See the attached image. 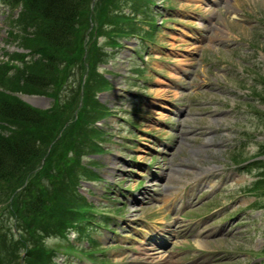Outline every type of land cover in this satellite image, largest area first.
<instances>
[{
	"label": "rangeland",
	"instance_id": "1",
	"mask_svg": "<svg viewBox=\"0 0 264 264\" xmlns=\"http://www.w3.org/2000/svg\"><path fill=\"white\" fill-rule=\"evenodd\" d=\"M26 1L12 8L0 2V138L30 139L45 149V156L35 160V171L28 173V167L22 176L24 187H38L33 190L37 195L40 177L47 179L49 188L42 195L49 196L57 184L55 172L77 181L80 170L66 168L80 152L96 153L91 150L96 136L91 124L98 117L85 115L81 106L99 87L106 89L95 69L113 54L104 49L111 39L105 19L112 23L118 19L115 9L109 8L112 0L102 6L93 0L78 25V45L74 40L71 48L55 52L36 35V23L41 22ZM218 1L222 4L213 3ZM149 9L159 25L153 43L139 37L149 30L140 13L141 21L127 26L137 30V36L121 39L123 47L102 67L114 85L99 96L111 112L100 124L108 133L105 152L96 158L102 179L81 186L99 208L97 214L109 213L106 206L111 201L104 189L124 203L116 206L119 211L112 209L121 215L111 217L117 221L115 234L94 227L88 234L104 241V246L94 247L86 239L70 242L75 240L84 250L104 248L111 264H264V201L252 192L258 180L264 184V166L234 167L264 152V0H153ZM140 46L145 51L141 57ZM16 53L25 55L19 68L13 65ZM133 94L142 96L136 99ZM19 97L31 101L40 120L6 114L22 101ZM166 143L170 150L164 148ZM132 157L144 164L131 163ZM89 160L87 166H94ZM145 164L153 167L149 170ZM160 171L164 181L156 182L154 174ZM199 174L211 185L194 191L168 190V185L185 184ZM1 179L0 234L19 247L27 235L36 234L28 228L17 234L21 242L13 238L17 216L31 204L24 195L18 199L26 189L16 185L20 178ZM191 198L186 216L185 211L182 216L173 211V205ZM168 199L171 205L165 202ZM18 201L24 204L16 206ZM146 227L177 229L176 235L166 234L168 244L154 260L139 256L138 242ZM43 231L40 238L49 246L70 243L56 238L47 242L53 232L47 227ZM201 231L202 237L196 236ZM161 238L150 236L148 246L156 247ZM62 248L58 264H87L63 254ZM258 252H263L262 259H254ZM35 253L42 264L45 258L37 248ZM16 260L13 263L24 262Z\"/></svg>",
	"mask_w": 264,
	"mask_h": 264
},
{
	"label": "trees",
	"instance_id": "2",
	"mask_svg": "<svg viewBox=\"0 0 264 264\" xmlns=\"http://www.w3.org/2000/svg\"><path fill=\"white\" fill-rule=\"evenodd\" d=\"M117 1L119 2L120 0L110 1L109 8L114 2L116 4ZM92 2L93 0H27L26 5H29L30 10H32V12L41 22L36 23L35 26L37 31L36 35H38L39 39L43 40L45 43L47 42L49 47L55 49V52H64L60 49L71 48L74 40L75 46L78 45V37H76L78 33V25L83 18L82 15L88 11L87 9L92 4ZM105 3L106 0H99L97 6L105 5ZM105 20H107V22H111V19ZM6 114L12 118H15L14 115L18 116L17 118H31V116L35 118L36 116V118L40 120L35 110L19 102H17L16 105L12 106L10 109H7ZM39 145H36V142L31 141L30 139L27 141H12L5 138H0L1 181L5 180L7 177H12V180L20 178L16 185H19L20 188H23L25 178H23L22 175L24 170L28 167L31 168L28 171L29 173L34 169L35 160L45 156V149H41ZM31 164H33L32 167H30ZM34 171L35 170L31 172L33 173ZM53 178L57 184H64L67 181V176L63 174V172H55V174H53ZM44 179V177H40L39 183L42 189L38 195L33 192V190L37 189L38 187H25L26 189L23 190L25 193L22 192V196L18 197L20 200L24 195L25 200H28V204H31V206L28 207V210L25 209L21 216L16 215L17 219L21 220L18 221L16 226L17 228H20L21 231H24L28 228H33L36 234L27 235L28 239L20 243L19 247L17 244L13 246L8 245L5 239L1 236L0 262L3 264H12L11 262L13 261V258L14 260L17 258L21 259L22 257L19 254V249L22 245L24 249L29 247L25 252V257L23 258L25 262L24 264H39V262L36 260V248L43 257L45 255L41 247H39L40 241L43 240L40 238L41 235L39 234V229L43 231V228L47 227V230H52L61 222H65L68 219L74 218L78 220V216L82 217L85 214L82 211L73 213L72 209L66 207L69 206V204H65L64 200H67L69 193L63 196H58L55 193L49 196H43L42 194H45L44 189H48L46 182L47 179ZM14 204L17 206L19 204H24V202L18 201ZM67 226H69V224ZM7 257L12 258L7 259ZM17 264H19V262Z\"/></svg>",
	"mask_w": 264,
	"mask_h": 264
},
{
	"label": "bare ground",
	"instance_id": "3",
	"mask_svg": "<svg viewBox=\"0 0 264 264\" xmlns=\"http://www.w3.org/2000/svg\"><path fill=\"white\" fill-rule=\"evenodd\" d=\"M205 244V242H203V240H201V239H199V241H198V245H200V246H203ZM145 245V244H144ZM148 250H145V252H147ZM144 254V253H143ZM157 254H159L158 252L157 253H152V254H150V253H147V254H145V257H148V258H150V259H152V260H154V258H156L158 255Z\"/></svg>",
	"mask_w": 264,
	"mask_h": 264
}]
</instances>
